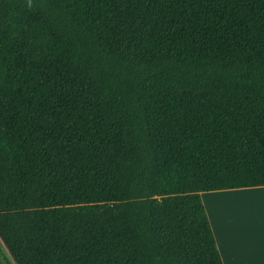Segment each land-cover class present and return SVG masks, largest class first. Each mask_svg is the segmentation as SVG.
Listing matches in <instances>:
<instances>
[{
  "label": "trees",
  "instance_id": "16d2710c",
  "mask_svg": "<svg viewBox=\"0 0 264 264\" xmlns=\"http://www.w3.org/2000/svg\"><path fill=\"white\" fill-rule=\"evenodd\" d=\"M261 186L264 0H0L17 264H225L202 193Z\"/></svg>",
  "mask_w": 264,
  "mask_h": 264
},
{
  "label": "crops",
  "instance_id": "0c3cea01",
  "mask_svg": "<svg viewBox=\"0 0 264 264\" xmlns=\"http://www.w3.org/2000/svg\"><path fill=\"white\" fill-rule=\"evenodd\" d=\"M242 189L212 191L207 195L210 199L213 198L210 200L212 204L216 202L217 195L264 190V186ZM235 198H232L235 202L242 199L244 205L250 203L251 210H244L241 215L235 213V215L226 217L216 216L215 218L220 223L214 217L213 219L210 217L224 263L264 264V193ZM232 199H227L229 201L226 203L232 202Z\"/></svg>",
  "mask_w": 264,
  "mask_h": 264
},
{
  "label": "rangeland",
  "instance_id": "374dc122",
  "mask_svg": "<svg viewBox=\"0 0 264 264\" xmlns=\"http://www.w3.org/2000/svg\"><path fill=\"white\" fill-rule=\"evenodd\" d=\"M244 190V189H242ZM209 192H204L202 193V198L204 200V203L206 205L207 211L210 215V217L213 219H216V216H224L226 217L227 215H235L236 214H242L243 211H250L251 210V204L247 203L244 205V200L240 199L235 202V197H240L242 195H253V194H263L264 190H253V191H244V192H237V193H224L223 195H217L216 202L212 203L210 200V196L207 195ZM235 198V199H232ZM227 199H232V202L226 203ZM246 206V207H244ZM233 218V217H231ZM211 219V220H212ZM217 220V219H216ZM220 220V219H219ZM217 222L220 223V221L217 220ZM0 255L1 257H4L7 255L13 262L14 264H17L14 257L12 256V253L10 252L8 246L6 245L5 241L3 240L1 234H0Z\"/></svg>",
  "mask_w": 264,
  "mask_h": 264
}]
</instances>
